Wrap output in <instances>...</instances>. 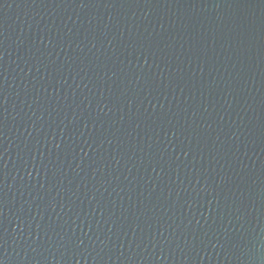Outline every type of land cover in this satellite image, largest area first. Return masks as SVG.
Wrapping results in <instances>:
<instances>
[{
	"label": "water",
	"instance_id": "water-1",
	"mask_svg": "<svg viewBox=\"0 0 264 264\" xmlns=\"http://www.w3.org/2000/svg\"><path fill=\"white\" fill-rule=\"evenodd\" d=\"M0 264H264V0H0Z\"/></svg>",
	"mask_w": 264,
	"mask_h": 264
}]
</instances>
